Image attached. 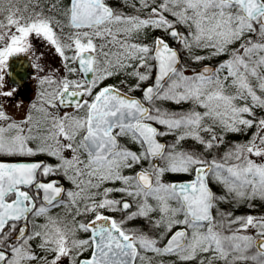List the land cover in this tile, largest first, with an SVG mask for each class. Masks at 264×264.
Returning <instances> with one entry per match:
<instances>
[{"label": "snow or ice", "instance_id": "obj_1", "mask_svg": "<svg viewBox=\"0 0 264 264\" xmlns=\"http://www.w3.org/2000/svg\"><path fill=\"white\" fill-rule=\"evenodd\" d=\"M125 5L0 2V98L36 82L0 154L55 159H0V264H264V214L222 206L264 201V0Z\"/></svg>", "mask_w": 264, "mask_h": 264}, {"label": "trees", "instance_id": "obj_2", "mask_svg": "<svg viewBox=\"0 0 264 264\" xmlns=\"http://www.w3.org/2000/svg\"><path fill=\"white\" fill-rule=\"evenodd\" d=\"M0 2H3V0H0ZM20 6L22 7L23 4L25 2H27V0H18ZM44 2L47 3H51L53 2V0H44ZM108 2L110 3L111 6L116 7V8H123L125 11H131V9L127 8L125 5V0H108ZM47 11V8L45 9ZM219 58H216V60H206L204 61V63H209V64H214L215 62L218 61ZM190 65V69L191 68H195V69H199L200 64H195L192 63L191 61L188 62ZM134 94H140L139 90H137ZM166 106L169 107L170 109H182V108H187L190 105L187 103H182V104H175L173 102H167ZM251 130L248 133H240V134H236V133H231L228 134L227 138H226V143L223 147H227V143L231 142V141H243L245 139L248 138V136L250 135ZM170 140L173 139V137L169 136ZM186 147H192V148H196L199 147L194 141H192L191 139H187L184 142ZM221 151H223V148L221 149ZM1 158H4L2 156H0ZM13 158H19V159H24L25 157H13ZM166 178H171V179H178V178H183L181 176H168ZM186 178V177H184ZM254 207L253 206H249L248 204H241L239 206H235L233 207L232 205L229 204H223V207L229 208L230 210L234 211L235 214H248V213H252L255 215H261L264 214V201H256L253 202ZM248 262H242V264H246L249 263Z\"/></svg>", "mask_w": 264, "mask_h": 264}, {"label": "flooded vegetation", "instance_id": "obj_3", "mask_svg": "<svg viewBox=\"0 0 264 264\" xmlns=\"http://www.w3.org/2000/svg\"><path fill=\"white\" fill-rule=\"evenodd\" d=\"M35 89H36V82H35L34 79H32L30 77L27 80L26 84L24 86H21L18 89L17 93L13 97H11V98H0V102H2L3 104L5 102H8L7 105L8 106H11L12 103L15 104V103H17V101H22L24 103L26 109H27L29 102L35 97ZM7 105H4V107L5 106L7 107ZM59 111L62 114L63 111H72V109L70 107H66V108H63V109L60 108ZM162 139L169 140L170 141V138L169 137H165V138H162ZM129 146L132 147L133 149H135L137 147L135 144H132V143H129ZM67 154H70V153H67L66 152V155ZM0 156L4 157V158H1L0 157V159H19V158H13V157H17V156L9 157V156L4 155V154H0ZM24 159H43V160H48L50 162H55V159L53 157H49V156H46L44 154H37V156H35V157H31V158L25 157ZM52 178L58 179V181L61 184H63L65 187L70 186V183L67 180H65L62 176H55V177L50 176L49 177V179H52ZM183 178H178V179H183ZM114 195H117L118 196V195H121V194L114 193ZM114 215H119V213H114ZM133 223H135V224H141L142 221L135 220V221H133ZM165 259H175V257H165ZM192 263L199 264V261L198 260H192V261H187V262H182V261H177L176 262V264H192ZM246 264H252V262L250 261L249 263H246Z\"/></svg>", "mask_w": 264, "mask_h": 264}, {"label": "rangeland", "instance_id": "obj_4", "mask_svg": "<svg viewBox=\"0 0 264 264\" xmlns=\"http://www.w3.org/2000/svg\"><path fill=\"white\" fill-rule=\"evenodd\" d=\"M32 43L34 45V50L36 52H38V53L43 52L44 53L43 63L46 66L51 65V66H55V67H60L59 57L57 56V54H55L54 50L51 49L49 45H47V43L45 41H43V40H41V39H39L33 35L32 36ZM123 78L124 77L122 75H118L117 77H113L110 80H106L104 83H115V82H117V80H120ZM7 103L8 102H5L4 105H7ZM5 109L13 118H16V119L22 118V116L24 115V113L26 111V107H25L24 103L22 105H17V103H15V104L12 103L11 106H8V105H7V107L5 106ZM212 187L216 191H220L219 185L213 183ZM256 201H260V200H256ZM253 202H255V201H253ZM65 264H66V261H65ZM192 264H194V263H192Z\"/></svg>", "mask_w": 264, "mask_h": 264}, {"label": "water", "instance_id": "obj_5", "mask_svg": "<svg viewBox=\"0 0 264 264\" xmlns=\"http://www.w3.org/2000/svg\"><path fill=\"white\" fill-rule=\"evenodd\" d=\"M19 58H20V59H23V58H24V57H23V54H21V56H20ZM29 78H30V77L24 79V82H23L22 86H24V85L26 84V82H27V80H28ZM63 108H66V107H61V109H63Z\"/></svg>", "mask_w": 264, "mask_h": 264}]
</instances>
